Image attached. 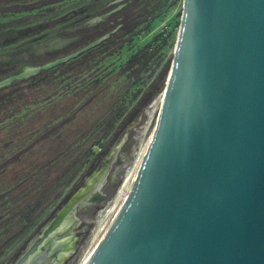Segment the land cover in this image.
I'll return each instance as SVG.
<instances>
[{"label": "water", "instance_id": "water-1", "mask_svg": "<svg viewBox=\"0 0 264 264\" xmlns=\"http://www.w3.org/2000/svg\"><path fill=\"white\" fill-rule=\"evenodd\" d=\"M166 75L150 137L81 264H264V0H181ZM143 105L6 264L65 263L89 227L75 212L106 195Z\"/></svg>", "mask_w": 264, "mask_h": 264}, {"label": "rangeland", "instance_id": "rangeland-1", "mask_svg": "<svg viewBox=\"0 0 264 264\" xmlns=\"http://www.w3.org/2000/svg\"><path fill=\"white\" fill-rule=\"evenodd\" d=\"M180 11L181 0H0V81L12 78L0 85V264L55 216L163 78L106 195L75 212L89 227L64 264L82 263L152 132Z\"/></svg>", "mask_w": 264, "mask_h": 264}, {"label": "bare ground", "instance_id": "bare-ground-1", "mask_svg": "<svg viewBox=\"0 0 264 264\" xmlns=\"http://www.w3.org/2000/svg\"><path fill=\"white\" fill-rule=\"evenodd\" d=\"M32 66V65H31ZM22 70V69H21ZM30 71V70H29ZM13 76V75H12ZM8 77V76H7ZM12 80V78H3V80L2 81H0V85H3V84H6V83H8V82H10ZM142 150H143V147L141 148V151H140V153L142 152ZM120 192V191H119ZM95 201V200H94ZM103 224V223H102ZM99 231V230H98Z\"/></svg>", "mask_w": 264, "mask_h": 264}]
</instances>
